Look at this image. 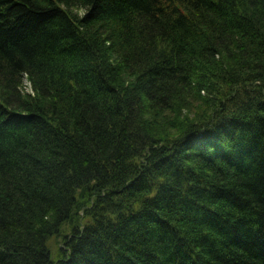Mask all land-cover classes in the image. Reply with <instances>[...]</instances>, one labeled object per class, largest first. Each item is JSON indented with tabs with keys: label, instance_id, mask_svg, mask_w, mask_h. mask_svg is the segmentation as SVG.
I'll use <instances>...</instances> for the list:
<instances>
[{
	"label": "trees",
	"instance_id": "16d2710c",
	"mask_svg": "<svg viewBox=\"0 0 264 264\" xmlns=\"http://www.w3.org/2000/svg\"><path fill=\"white\" fill-rule=\"evenodd\" d=\"M0 264H264V0H0Z\"/></svg>",
	"mask_w": 264,
	"mask_h": 264
},
{
	"label": "rangeland",
	"instance_id": "374dc122",
	"mask_svg": "<svg viewBox=\"0 0 264 264\" xmlns=\"http://www.w3.org/2000/svg\"><path fill=\"white\" fill-rule=\"evenodd\" d=\"M19 89H20L22 95H24V94L33 95L31 83L29 82V80L26 77H24L22 79V82H21ZM201 95L204 96L205 93L201 92ZM200 107H201L200 101L193 102L192 106L190 108V111H191L190 113H195V111H197ZM48 242H49V247L51 249V252L54 254L56 253L57 248L61 247V245H62L61 244V242H62L61 238L52 237Z\"/></svg>",
	"mask_w": 264,
	"mask_h": 264
}]
</instances>
